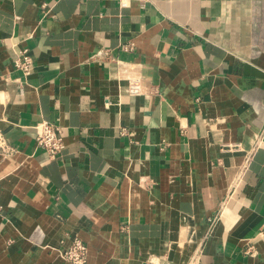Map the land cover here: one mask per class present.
<instances>
[{
	"label": "crops",
	"instance_id": "0c3cea01",
	"mask_svg": "<svg viewBox=\"0 0 264 264\" xmlns=\"http://www.w3.org/2000/svg\"><path fill=\"white\" fill-rule=\"evenodd\" d=\"M263 129L264 0H0V264H264Z\"/></svg>",
	"mask_w": 264,
	"mask_h": 264
},
{
	"label": "built area",
	"instance_id": "2783aa9c",
	"mask_svg": "<svg viewBox=\"0 0 264 264\" xmlns=\"http://www.w3.org/2000/svg\"><path fill=\"white\" fill-rule=\"evenodd\" d=\"M120 6H128L134 0H118ZM141 3H145L146 0H138ZM15 67L22 71L23 74H28L32 70L33 58L30 51L27 48H23L18 51L14 59ZM131 91L138 93L140 86L137 81L132 82ZM37 136L36 141L38 147L46 151L50 158L57 157L63 150L65 144L62 135V129L59 125L42 121L35 126ZM264 134V129H263ZM0 147L5 154H10L14 149L6 142L4 136L0 133ZM253 151H249L245 160V168L253 155ZM88 248L84 241L79 238H75L72 243L65 249L60 250V255L68 260L71 264H86L87 262ZM199 256H193L187 264H198Z\"/></svg>",
	"mask_w": 264,
	"mask_h": 264
}]
</instances>
